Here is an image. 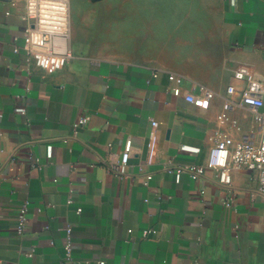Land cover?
<instances>
[{
  "label": "crops",
  "instance_id": "1",
  "mask_svg": "<svg viewBox=\"0 0 264 264\" xmlns=\"http://www.w3.org/2000/svg\"><path fill=\"white\" fill-rule=\"evenodd\" d=\"M116 6L115 49L99 56L70 38L72 57L50 68L14 52L23 43L24 0H0V264H61L67 224L73 264H264L256 172L231 168L234 204L226 207L215 169L199 180L165 169L206 165L219 142L230 166L238 141H259L255 112L264 105L237 104L247 83L234 74L264 82V0ZM199 85L214 91L206 103ZM81 116L88 123L73 134Z\"/></svg>",
  "mask_w": 264,
  "mask_h": 264
},
{
  "label": "built area",
  "instance_id": "2",
  "mask_svg": "<svg viewBox=\"0 0 264 264\" xmlns=\"http://www.w3.org/2000/svg\"><path fill=\"white\" fill-rule=\"evenodd\" d=\"M22 20V38L21 47L15 46L14 52L23 50L27 64L36 63L42 66L55 68L67 63L72 57L70 47L71 38V14L70 0H24V11L20 14ZM234 76L246 80V86L238 92V102L240 106L260 108L264 105V82H260L250 75H245L242 71H236ZM175 94L179 93V88H173ZM227 93H235L232 85L227 87ZM206 103L214 95L210 88L199 85L196 93ZM232 101L227 100L226 106H231ZM25 113L24 109H20ZM256 121L261 132L258 142L250 138H244L238 141L231 151V165L224 164L225 143L219 142L215 148V159L206 165H179L165 167L168 172H188L193 180H199L205 175L206 169H215L216 180L220 187L228 190V194L223 198L222 203L226 207H232L234 204V195L231 192L232 175L231 168H245L257 173L258 189L264 193V112H255ZM89 118L87 116L78 117L72 123V132L76 134L82 127L86 126ZM157 126L156 121H152V128ZM153 131L150 132L149 138H152ZM48 155H51L49 146ZM128 153H123L120 166L117 170L121 173L125 171ZM30 166L32 169L40 168L39 159L31 157ZM151 175H147V179ZM71 195L68 196L67 202H71ZM28 200H24L16 214L15 231L21 236L25 233L27 222ZM81 208H77L80 212ZM66 241L64 245L65 255L61 259V264H73L74 257L72 254V227L67 224L64 227ZM131 230H129L130 232ZM144 236L148 230H143ZM34 247L26 252L27 256L34 255ZM17 264H21L20 262Z\"/></svg>",
  "mask_w": 264,
  "mask_h": 264
},
{
  "label": "rangeland",
  "instance_id": "3",
  "mask_svg": "<svg viewBox=\"0 0 264 264\" xmlns=\"http://www.w3.org/2000/svg\"><path fill=\"white\" fill-rule=\"evenodd\" d=\"M71 44L99 56L116 48L120 23L116 0H70Z\"/></svg>",
  "mask_w": 264,
  "mask_h": 264
}]
</instances>
